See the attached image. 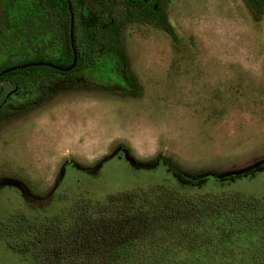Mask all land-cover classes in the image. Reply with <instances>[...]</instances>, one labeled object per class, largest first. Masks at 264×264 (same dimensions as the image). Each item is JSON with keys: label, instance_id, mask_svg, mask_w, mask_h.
Instances as JSON below:
<instances>
[{"label": "rangeland", "instance_id": "374dc122", "mask_svg": "<svg viewBox=\"0 0 264 264\" xmlns=\"http://www.w3.org/2000/svg\"><path fill=\"white\" fill-rule=\"evenodd\" d=\"M3 1L11 10L19 2ZM161 9L171 33L124 0H100L91 16L113 21L136 95L113 50L98 51L93 66L28 76L16 88L0 79V222L17 210L56 213L79 195L99 200L172 182L159 165L128 163L119 146L142 162L162 154L189 172H219L224 189L264 196V14L253 19L243 0H162ZM26 43L32 52V38ZM30 56L14 51L3 62ZM212 233L229 243L210 249L215 263L254 264L259 234L223 221ZM0 264L32 260L0 238Z\"/></svg>", "mask_w": 264, "mask_h": 264}, {"label": "trees", "instance_id": "16d2710c", "mask_svg": "<svg viewBox=\"0 0 264 264\" xmlns=\"http://www.w3.org/2000/svg\"><path fill=\"white\" fill-rule=\"evenodd\" d=\"M124 1L132 14L170 32L162 0ZM243 1L253 19L264 14V0ZM97 3L100 0H19L11 10L0 0V72L27 62L64 67L71 62L72 50L76 55L69 71L33 65L2 73L0 79L16 88L28 76L39 79L52 72L69 74L93 66L98 51L113 50L127 93L136 95L140 87L122 44L112 33L113 21L91 22ZM41 32L50 35L46 42L35 39ZM31 38L33 51L29 53L26 40ZM14 51L31 56L3 62ZM29 107L9 111L14 116ZM118 151H123L121 156L130 164L161 166L172 182L117 190L99 200L79 195L58 212L42 217L14 211L0 222V238L6 247L29 255L32 264H217L210 252L216 244L227 248L229 243L225 239L216 242L212 231L216 222L223 221L240 232L261 236L252 261L264 264V196L224 189L219 172H189L162 154L146 163L122 146Z\"/></svg>", "mask_w": 264, "mask_h": 264}, {"label": "water", "instance_id": "95a60500", "mask_svg": "<svg viewBox=\"0 0 264 264\" xmlns=\"http://www.w3.org/2000/svg\"><path fill=\"white\" fill-rule=\"evenodd\" d=\"M71 24H72V16H70V31H69L70 40H71ZM75 61H76V55H75L74 50H72V59H71L70 64H68L67 66L61 67V66H56V65L50 64V63H44V62H27V63L11 65V66L3 69L0 72V74L5 73V72L10 71V70H14L16 68H23V67H26V66H33V65H46V66L54 68L55 70H59V71L65 72V71H69L70 69H72V67L75 64Z\"/></svg>", "mask_w": 264, "mask_h": 264}]
</instances>
